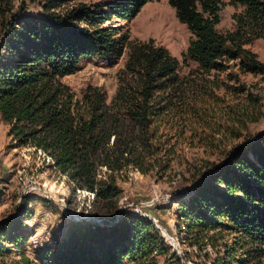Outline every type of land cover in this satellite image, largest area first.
<instances>
[{
  "label": "trees",
  "instance_id": "1",
  "mask_svg": "<svg viewBox=\"0 0 264 264\" xmlns=\"http://www.w3.org/2000/svg\"><path fill=\"white\" fill-rule=\"evenodd\" d=\"M67 1L45 0V15H36L2 0L0 115L10 122L16 146L45 154L74 190L113 199L122 191L117 176L128 162L142 171L150 168L143 156L128 157L133 129L161 119L174 105L171 96L185 93L187 79L179 73L180 59L165 45L153 38L132 39L130 29L122 31L111 22L115 16L131 21L149 0L81 2L64 12L55 10ZM231 1L245 9L235 14L236 30L223 32L217 28L215 0H169L193 34L184 60H194L206 72L222 70L230 60H238L244 70L264 72V63L243 45L264 36V0ZM126 47L124 71L136 82L121 83L111 103L96 84L77 99L58 93L61 77L74 73L83 60L101 56L114 62ZM123 119L126 133L120 135L117 122ZM178 209L179 222L212 243L223 230L234 234L232 243H224L225 256L214 264L258 263L264 253V130L204 172ZM116 210L102 221H73L56 246L35 247L34 257L24 253V264H161V257L167 264H183L152 219L129 208ZM28 213L21 209L0 221V253L7 251L5 241L25 246L26 235L19 229Z\"/></svg>",
  "mask_w": 264,
  "mask_h": 264
},
{
  "label": "rangeland",
  "instance_id": "2",
  "mask_svg": "<svg viewBox=\"0 0 264 264\" xmlns=\"http://www.w3.org/2000/svg\"><path fill=\"white\" fill-rule=\"evenodd\" d=\"M103 1L112 0H69L55 10L64 12L81 2ZM44 3L13 0L11 6L16 10L24 5L30 13L45 15ZM215 4L220 16L217 28L236 30L235 14L245 6L231 0H215ZM3 7L7 8L5 4ZM111 22L122 31L130 29L132 39L153 38L165 45L180 59L179 73L187 79L188 87L180 97L179 93L170 95L174 105L161 119L148 127L135 126L128 157L143 156L150 168L142 171L128 162L117 176L122 191L113 199H94L88 190H74L65 175L50 167L45 154L32 146H16L10 122L0 115V221L16 217L21 209L29 210L19 229L26 235L25 246L21 247V241H5L7 251L0 253V264H24V253L34 257L35 247L46 243L56 246L58 240L67 237L73 221H102L118 207L155 216L168 232L163 235L171 251L183 264H214L215 259L225 256L224 243L233 241L234 234L226 230L215 235L213 243L206 235L188 231L184 222H179L178 207L204 172L225 159L235 145L264 130V72L244 70L238 60L227 61L224 69L210 72L198 69L194 60L185 61L183 53L193 34L169 0H149L131 21L115 16ZM3 33L0 16V40ZM243 37L247 39L249 34ZM243 45L264 63V36ZM128 50L126 47L114 62L101 56L83 60L74 73L61 77L55 86L58 93L69 92L77 99L89 84H96L106 90L111 103L121 83L136 82L133 74L124 71ZM126 123L124 119L117 122L120 135L126 133ZM258 261L256 264H264V253ZM161 264H167L163 257Z\"/></svg>",
  "mask_w": 264,
  "mask_h": 264
},
{
  "label": "built area",
  "instance_id": "3",
  "mask_svg": "<svg viewBox=\"0 0 264 264\" xmlns=\"http://www.w3.org/2000/svg\"><path fill=\"white\" fill-rule=\"evenodd\" d=\"M145 216H148L150 219H152V220H154V222H157V220H156V217L155 216H151L149 213H147V212H144L143 213ZM159 228H161V227H159ZM161 231H162V229H161ZM163 232V231H162ZM164 234V233H163Z\"/></svg>",
  "mask_w": 264,
  "mask_h": 264
},
{
  "label": "water",
  "instance_id": "4",
  "mask_svg": "<svg viewBox=\"0 0 264 264\" xmlns=\"http://www.w3.org/2000/svg\"><path fill=\"white\" fill-rule=\"evenodd\" d=\"M155 225L158 226V227H161L163 233L167 235L168 232H167V230L164 227H162L158 222H155Z\"/></svg>",
  "mask_w": 264,
  "mask_h": 264
}]
</instances>
